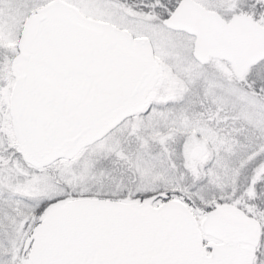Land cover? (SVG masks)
Masks as SVG:
<instances>
[{
  "label": "snow or ice",
  "instance_id": "6c2138e0",
  "mask_svg": "<svg viewBox=\"0 0 264 264\" xmlns=\"http://www.w3.org/2000/svg\"><path fill=\"white\" fill-rule=\"evenodd\" d=\"M0 264H264V0H0Z\"/></svg>",
  "mask_w": 264,
  "mask_h": 264
}]
</instances>
